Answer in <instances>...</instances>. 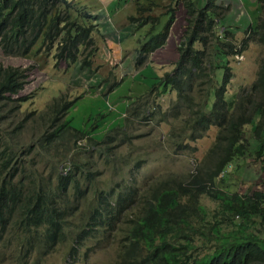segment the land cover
Here are the masks:
<instances>
[{
    "label": "trees",
    "instance_id": "obj_1",
    "mask_svg": "<svg viewBox=\"0 0 264 264\" xmlns=\"http://www.w3.org/2000/svg\"><path fill=\"white\" fill-rule=\"evenodd\" d=\"M218 1L205 0L203 6L200 0H171L162 20L151 14L161 7L156 0L115 1L119 6L134 4L136 14L127 20L135 29L127 35L145 37L143 43L139 39L136 67L163 50L169 54L162 73L149 79L145 103L139 104L143 97L134 99L123 122L106 124L107 113L98 110L85 128L90 116H81L75 110L78 105L60 97L52 101L49 111L29 112L16 124L13 118L22 115L25 101L16 97L28 83V74L0 63V121L6 122L0 126V263L31 264L35 258V264H45L71 239L72 225L81 229L74 239L78 243L81 232L97 222L85 216L86 212L80 217L69 206V190L79 183L77 175L88 179L90 172L65 156L54 162L50 176H57L59 191L30 178L29 168L34 164L26 157L36 150L49 152L61 145L60 139L76 142L93 136L102 143L114 142L118 138L113 132L129 130L137 120L143 128L166 127L165 140L176 154L191 151L196 155L198 150L191 146L212 129L217 133L194 172L184 177L168 175L154 193L136 204L131 202L121 225L105 223L113 234L104 230L103 239L107 240L98 243L119 245L114 264H264V237L259 235L264 229V182L259 180L263 187L247 194L232 191L228 184V169L233 164L264 159V134L257 138L255 150L249 146L253 142L247 134L251 125L255 126V138L264 130V52L256 80L235 97H230L233 68L229 62L244 55L251 44L264 50V0H255L257 23L242 40L223 26ZM71 8L69 0H0L3 55L34 60L44 53L56 63L92 72L98 51L95 34L104 33L98 30L95 14L80 9L73 16ZM147 25H151L149 29ZM103 83L107 91L117 85ZM157 95L175 97L164 109L151 99ZM35 116L46 129L32 146L21 136L25 124ZM13 145L26 148L22 157L13 151ZM64 164L71 167L62 174ZM204 198L216 204L214 211L203 204ZM123 204L120 201L108 207L101 219L118 217ZM78 252L69 249L67 257L74 259Z\"/></svg>",
    "mask_w": 264,
    "mask_h": 264
},
{
    "label": "rangeland",
    "instance_id": "obj_2",
    "mask_svg": "<svg viewBox=\"0 0 264 264\" xmlns=\"http://www.w3.org/2000/svg\"><path fill=\"white\" fill-rule=\"evenodd\" d=\"M69 1L73 5V8L69 9L71 15H76V10H88L98 17V30L104 33L103 35L95 34L99 51L97 57H94L93 70L92 72L80 71L77 66H71L72 64L56 63L51 56H45L44 53H42L44 56L40 55L38 59L29 60L27 58L5 57L0 50V63L6 67L24 69L28 74V83L16 97V99H25L22 115L18 114L13 118L16 124L23 118L25 119L29 112L39 110L45 113L49 111L48 108L52 101L60 97L69 99L71 103L78 105L75 110H79L81 116H90L85 121V128L92 121L91 118L98 113V110L107 113L106 124L117 121L123 122L128 117L129 104L133 103L134 99L145 96L150 85L149 79L156 78L163 71L162 64L169 57L167 50L158 52L152 58L149 57L144 66L136 67L137 50L141 36L127 35L129 31L133 33L135 29V25L130 24L127 20L129 16L136 14L132 2L127 5H120V8L117 9L116 3L112 2L113 0H103L104 6L100 8H98L99 0ZM156 2L161 3V7L155 8L151 14L154 18L159 17L162 20V14L166 12L165 6L171 0H156ZM200 2L201 5H205V0H200ZM110 3L115 6H110ZM218 5L221 8L222 16L224 14L223 26L227 31L237 35L239 40L244 38L246 31L255 27L259 15V6L255 0H219ZM61 10L63 11L64 8L60 7ZM118 10L120 11L117 13ZM150 26L147 25V29ZM144 41L145 37L141 38L140 43ZM263 52L262 47L251 44L244 55L237 57V59L230 58V66L233 68L230 97L237 96L242 89L248 88L256 80ZM103 80L109 84L117 85L112 91H107ZM174 97V95H157V98L154 99L151 96V99L163 104L164 109H166ZM146 99L143 97L139 104H144ZM36 119L37 116L29 119L27 125L24 126V134L21 138L25 144L34 146L38 136L45 130L43 123L36 121ZM1 123L0 126H4L3 124L6 122L0 121ZM13 128L14 126L11 127V130ZM254 128V125L248 126L247 134L249 141L253 142L249 146L255 150L256 140L264 134V130L258 133L255 138ZM151 130L150 127L143 128L136 120L129 130L123 132L121 129V131L112 133L113 136H117L118 140L115 144H118L119 147L112 148L114 160L107 161V155L93 153V157L96 158L95 170L102 175L96 176L94 179L87 200H91L93 193L99 190L104 177L116 184V187L113 188L114 191H119L124 187L125 181L132 182L131 178L136 184L146 182L147 185L154 180L168 177L159 176L166 170L181 175V177L189 175L202 161L201 158L214 142L217 133L216 129H213L206 134L205 138L194 143L191 148H197L198 151L196 155H193L191 151L175 154V148H170L165 140L167 136L166 127H155ZM145 134L148 135L145 136ZM122 139L125 140L121 141ZM0 144H2L1 141ZM13 147L14 151L19 154L26 150L25 147L21 146L13 145ZM20 157H22L21 154ZM28 158H34V154ZM52 160V155L44 156L40 163V169L37 167L29 168L33 175L30 178L46 183L45 173L49 172ZM228 172L230 175L228 184L232 191L247 194L251 190L261 189L263 185H260L259 180L264 182V159L262 162L239 160L228 169ZM115 174L118 175L113 176ZM202 201L210 211L216 209V204L213 201L207 198ZM76 226L72 225L70 232L72 238H75V233L72 232L79 231ZM259 235L264 237V229H260ZM118 248L117 243L110 241L103 243L88 241L71 260L67 257L70 246L61 244L47 258L45 264H114L117 259L115 252ZM1 255L2 250L0 251ZM35 260L33 258L31 264H35Z\"/></svg>",
    "mask_w": 264,
    "mask_h": 264
},
{
    "label": "clouds",
    "instance_id": "obj_3",
    "mask_svg": "<svg viewBox=\"0 0 264 264\" xmlns=\"http://www.w3.org/2000/svg\"><path fill=\"white\" fill-rule=\"evenodd\" d=\"M98 51H99V47H98ZM154 127H158V126H154ZM125 128H127L126 125ZM130 128L131 126H129V129ZM60 141H61V145L57 144L53 146V149H51L49 152L36 150L30 154V155L34 154V158H28V156L26 158H28L30 161L33 162L34 167L40 169V163L42 161V158L44 156L48 157L49 155H52L53 160L49 166V172L45 173L47 177V182L46 183H44L43 181H39V182H42L47 186L52 185L54 188L58 189L59 191H62V188H59L58 186L57 176H50L53 163L54 162L56 163L59 159L64 160L65 157L72 158L74 159L73 162L75 164H78L82 170L85 169L88 172H90V174L92 175L89 176L88 179L87 176L77 175L78 176L77 178H79V183L75 187H72L69 190L70 193L68 195V198L70 200L69 206L72 207L74 210H77V214L80 217L83 216V212H86L85 216H91L97 220L96 224L93 227L87 228L85 229V231L81 232L78 243H75L74 240L75 238L72 239L70 235L69 236L71 237V239L65 241V243L70 246V249L75 248L76 250L80 251V249L88 241H93L95 243H98L107 240V239H103L105 235H103L102 232L106 230L107 234L110 235H112L113 232L109 230V228L105 225V223L114 226L121 225L124 222L123 221L124 212L132 208L131 202L133 201L134 204H136V202H138L137 201L138 199L140 198L143 199L144 196L154 193L159 188L160 184L165 178L154 180L147 185L146 182L143 184H136L134 183V179L131 178L132 182L128 183V181H125L124 187H122L119 191H114L113 188L116 187V184H114L112 181L104 177L101 182V186L99 190L93 193L91 200H87V195L90 193V187L92 186L94 179L96 178V176L102 175L100 172L95 170L96 158L93 157V153L96 152L107 155V161L114 160L112 148L113 147L119 148L117 146L118 144H115L116 140H114L115 143L114 142L102 143V139L96 140L93 138V136H92V140L81 138L76 142L73 139H60ZM126 163L127 162L125 161V164ZM70 167L71 166L69 164H64L63 166H61L62 174L66 173ZM173 174L174 173H172L170 170H166L164 173H161L159 176H168ZM117 175L118 174H115L113 176H117ZM176 177H180V176H176ZM145 185L146 187L143 188ZM120 201L123 202L124 204H123V212L118 217L112 219H101L104 211L108 207H114L115 204ZM78 229L79 231H81L79 227ZM79 231L73 233H75L76 235L77 233H79ZM108 239L113 240L112 237L110 236Z\"/></svg>",
    "mask_w": 264,
    "mask_h": 264
},
{
    "label": "crops",
    "instance_id": "obj_4",
    "mask_svg": "<svg viewBox=\"0 0 264 264\" xmlns=\"http://www.w3.org/2000/svg\"><path fill=\"white\" fill-rule=\"evenodd\" d=\"M106 1H107V0H106ZM106 1H105V2H106ZM115 1H116V0H113L112 2H115ZM98 3H99L98 8L104 6V4H103V0H99ZM112 5H113V4L110 3V6H112ZM116 5H117V9H119L120 6H119L118 4H116ZM119 11H120V10H118L117 13H118Z\"/></svg>",
    "mask_w": 264,
    "mask_h": 264
}]
</instances>
